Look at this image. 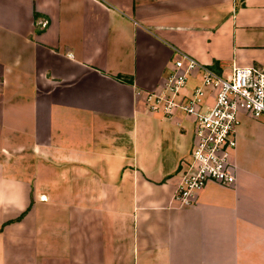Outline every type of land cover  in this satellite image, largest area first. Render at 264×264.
<instances>
[{
  "label": "crops",
  "instance_id": "obj_1",
  "mask_svg": "<svg viewBox=\"0 0 264 264\" xmlns=\"http://www.w3.org/2000/svg\"><path fill=\"white\" fill-rule=\"evenodd\" d=\"M179 53L264 71V0H0V264H264L262 120L232 186L176 199L195 120L148 98Z\"/></svg>",
  "mask_w": 264,
  "mask_h": 264
},
{
  "label": "built area",
  "instance_id": "obj_2",
  "mask_svg": "<svg viewBox=\"0 0 264 264\" xmlns=\"http://www.w3.org/2000/svg\"><path fill=\"white\" fill-rule=\"evenodd\" d=\"M210 68L179 53L161 94L148 98L152 112L172 115L180 111L195 120L193 146L181 165L182 179L176 190V199L184 207L192 206L195 194L208 184H234L232 155L239 115L245 113L264 122V71L234 68L230 76L222 77ZM196 71L201 73V85L186 97L187 80ZM206 88L214 92L212 106L203 102Z\"/></svg>",
  "mask_w": 264,
  "mask_h": 264
},
{
  "label": "trees",
  "instance_id": "obj_3",
  "mask_svg": "<svg viewBox=\"0 0 264 264\" xmlns=\"http://www.w3.org/2000/svg\"><path fill=\"white\" fill-rule=\"evenodd\" d=\"M213 72H215L217 75H220V69L218 68V66H217V64H214L211 68H210ZM116 79L118 80V81H123L122 79H121V76H117L116 77ZM132 81L130 80L129 81V83H131ZM26 213H23L19 218H18V220H20V219H22L23 218V216L25 215Z\"/></svg>",
  "mask_w": 264,
  "mask_h": 264
},
{
  "label": "rangeland",
  "instance_id": "obj_4",
  "mask_svg": "<svg viewBox=\"0 0 264 264\" xmlns=\"http://www.w3.org/2000/svg\"><path fill=\"white\" fill-rule=\"evenodd\" d=\"M44 25V24H43Z\"/></svg>",
  "mask_w": 264,
  "mask_h": 264
}]
</instances>
